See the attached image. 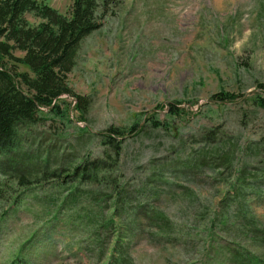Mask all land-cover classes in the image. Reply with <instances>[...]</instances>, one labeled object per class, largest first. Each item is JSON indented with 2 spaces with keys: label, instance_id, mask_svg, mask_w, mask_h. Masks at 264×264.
Segmentation results:
<instances>
[{
  "label": "rangeland",
  "instance_id": "374dc122",
  "mask_svg": "<svg viewBox=\"0 0 264 264\" xmlns=\"http://www.w3.org/2000/svg\"><path fill=\"white\" fill-rule=\"evenodd\" d=\"M68 82L87 112L66 98L10 155L41 176L0 201V264H264V0H120Z\"/></svg>",
  "mask_w": 264,
  "mask_h": 264
},
{
  "label": "trees",
  "instance_id": "16d2710c",
  "mask_svg": "<svg viewBox=\"0 0 264 264\" xmlns=\"http://www.w3.org/2000/svg\"><path fill=\"white\" fill-rule=\"evenodd\" d=\"M119 3L120 0H74L68 13L61 14L45 0H0V201L11 195L8 191L10 186L25 188L31 184L33 176L38 179L41 176L27 175V168L15 166L17 161L10 156L21 147L17 146L21 132L38 124L45 110L48 114H61L60 106L66 98L77 102L72 108L81 116L87 112L88 101L73 92L68 75L77 65L84 40L101 29L103 21ZM28 15H33L40 23L31 25ZM20 67L26 71H20ZM237 100L236 95L220 93L210 101L234 104ZM256 104L264 109V98L258 97ZM182 113L185 112L179 110V106H170L172 117ZM153 126L159 127L160 123L156 121ZM141 132L142 129L138 132L134 125L130 134L137 136ZM107 135L105 143L109 146L114 143L112 150L119 157L122 149L120 144L116 145V140L126 138L124 132L111 129ZM2 157L11 158L12 165L5 167ZM74 161L65 163L71 167ZM89 169L78 166L72 175L81 177L80 180L86 183ZM7 176L14 178L9 182L5 180ZM50 176L51 173L45 174L47 178ZM71 200L73 203L77 200L76 193ZM255 260L260 264L259 258ZM242 261L240 264H253V260ZM118 264L126 263L119 261Z\"/></svg>",
  "mask_w": 264,
  "mask_h": 264
}]
</instances>
